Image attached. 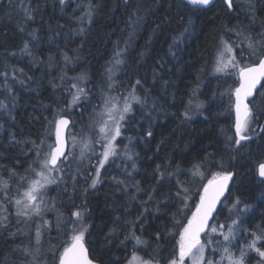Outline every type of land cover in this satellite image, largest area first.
<instances>
[{"label": "trees", "instance_id": "obj_1", "mask_svg": "<svg viewBox=\"0 0 264 264\" xmlns=\"http://www.w3.org/2000/svg\"><path fill=\"white\" fill-rule=\"evenodd\" d=\"M232 3L229 9L223 0H216L207 9L196 10L182 0H65L63 5L59 0H0V101L5 105L0 108V264H32L23 249L36 247V228L45 220L49 224L41 229L38 259L41 264H55L50 249L58 248V256L59 246L71 235L70 224L64 235L57 225L66 222L77 206L86 208L85 245L93 260L125 264L135 244L125 237L135 233L146 242L136 246L139 256L167 264L181 226L174 227L172 219L181 206L176 180L189 181L185 186L190 188L188 208L184 216L176 217L182 224L195 210L206 182L193 179L188 169L205 157L216 165L205 171L206 176L219 170L218 161L235 173L212 224L239 219L227 247L236 256L243 249L245 264H261L259 255L247 246L253 232H264V184L255 174L256 163L264 159V133L243 141L238 150L234 139L229 142L230 136L235 137L230 90L238 81L229 73L215 74L213 67L222 37L239 45L234 47L238 60H254L247 38L264 39V0ZM25 42L31 55L21 52ZM117 52L123 61L117 65V92H131L140 80L136 95L143 98L147 93V104L135 103L123 122L120 143L127 141L133 160L122 155L109 161L101 169L100 182L89 188L91 179L85 176H93L96 157L89 155L80 162L68 155L60 164L63 170L54 176L57 182L43 195L47 208L42 215H17L15 199L27 187L20 177L30 175L29 165L36 159L33 142H52L54 120L62 115L71 121L72 137L74 129L80 138L87 133ZM81 75L85 79L80 80ZM73 84L86 93L74 105L70 104L76 91ZM190 99L202 107L193 106L185 119ZM253 105L260 124L264 87L256 92ZM157 165L165 172L159 181ZM177 167L179 173L169 177L167 173H176ZM237 198L243 202L241 208L250 205L239 216L229 211Z\"/></svg>", "mask_w": 264, "mask_h": 264}, {"label": "snow or ice", "instance_id": "obj_2", "mask_svg": "<svg viewBox=\"0 0 264 264\" xmlns=\"http://www.w3.org/2000/svg\"><path fill=\"white\" fill-rule=\"evenodd\" d=\"M60 4L63 5L65 0H59ZM127 2V0H126ZM223 2L232 9V0H223ZM186 6H191L193 9H207L213 4V0H184ZM26 15L31 19L30 13L26 12ZM89 19H91V14L89 13ZM191 23V21H189ZM187 30V29H186ZM83 29H81V32ZM235 31L237 36L242 35L239 30ZM35 39V33H32ZM221 47L217 51L216 57V72L229 71L230 75H235L238 84L234 89L230 90V110H234L235 114V137H229V142L231 143L234 139V146L238 150L242 146L243 141H250L254 136H258L264 133V125L259 124V113L255 110L256 106L252 105V100L249 98H254V90L257 89V85L264 80V39L253 41L251 37L247 38V47L251 50V55L254 57L252 61L238 60L234 55V47L239 45L233 44V42L225 41L223 37L221 38ZM259 45V47H257ZM170 45V49H171ZM21 52H25L31 55L29 51V44L25 42ZM117 59L115 64L119 65L123 63L119 59L121 52H117ZM66 62H69L67 56L64 57ZM109 77L111 80L112 68L108 69ZM64 77L61 76V79ZM80 80L85 79L83 75L79 77ZM140 80H137L134 85H132V91L128 95L120 98L114 96H107L103 100L102 109L100 112L99 120L95 124L90 125V129L93 135L96 134V128L98 125V136L96 139H90L88 135L81 137L79 143L81 146L80 159L86 158V153L92 151L95 154L93 144H99L102 148L100 153L98 166L96 167L95 176H85V179H91V183L88 185L89 188H95L100 182L101 171L100 169L104 167L105 163L109 161L110 157H117L123 155L127 160H133V155L129 154L128 146L125 145V152L120 153L117 150V137L122 135V128L124 127V122L127 115L133 110V102L136 104L146 105L147 104V93L141 98L136 95V87L140 85ZM73 88L76 89L75 93L72 95L70 104L78 103L81 98H86V93L83 88L78 85L73 84ZM108 87L111 89L112 84L110 83ZM264 87V84L261 85ZM10 91V89H9ZM232 97H234V102H232ZM122 99L123 103H120ZM189 107H187L184 112L185 119L190 118L192 112V107L199 110L202 104L195 103L190 99L188 101ZM5 107L2 101H0V108ZM53 121H49L52 124ZM69 121L63 116L59 119L54 120L55 124V143H49L47 145V150H45V140L42 139L40 145H36L33 142V147L36 154V159L32 164L29 165L30 175L20 177V180L27 184V187L20 194V198L15 199V204L18 206L17 215L31 217L33 215L41 216L42 210L47 208V204L43 199V195L47 190V186L57 182L56 177L52 174L54 172H60L63 169L60 164L61 157L67 159L64 150V138L63 129L68 125ZM256 125L253 127V125ZM2 127V125H0ZM51 135V132H49ZM148 136L152 133L149 131ZM131 138H129L130 140ZM73 142L76 143L75 138ZM60 162V163H58ZM209 165V169H205V164ZM216 164L219 166V170L211 171L210 176L205 175V171L210 170L211 167H215L209 159L205 157V160L193 164L188 172L190 176L194 179L199 177L202 183L201 188L198 192L199 200L195 205V210L191 212L190 216H186V223H182L177 220L176 217L184 216V209L188 208L189 192L190 188L185 186L189 181H181L179 178L176 180L177 188L175 195L179 198L180 207L172 213V219L174 221V227L176 225H181L178 232V237L176 238V243L174 245L171 257L168 259V264H186V257L191 260L192 264H216L214 260H207L205 257V243L201 241V234L204 233L208 235L206 229L210 227L212 233H217L223 236L225 244L231 242L234 233V226L240 223L239 219H233L231 224H218L209 225V220L213 216L214 211L218 202H221V197H225V192L229 191V182L234 179L235 173L228 171L223 163V161H218ZM132 169H136L135 161L132 162ZM204 169V170H202ZM159 173L157 177L158 181L163 179L165 172L160 170V165H157L156 170ZM179 173V167H177V172H168L167 175L172 177ZM14 174V173H13ZM255 174L259 177V183L264 184V159L259 160L255 166ZM131 175V173H129ZM73 181L77 179L74 175L72 177ZM118 183H123V181H118ZM22 186V185H21ZM67 190V189H66ZM139 191V188H137ZM87 191V189H85ZM155 191V189H154ZM19 193V188H18ZM134 198V197H133ZM152 199L151 194L149 195V200ZM147 203V202H145ZM243 202L237 198L229 209L230 212L235 210L237 216L248 211L250 205L244 203L241 208L240 205ZM159 211V208H157ZM86 208L77 206L75 210L71 212V216L66 222L61 221L58 223V232L62 235L66 234L65 227L71 225L69 238L63 242L62 251H59V255H56V251L59 249H50L52 251V256L55 264H95L94 260L90 258L89 250L85 247V232L88 226L84 224ZM2 224V222H0ZM49 222L47 220L43 221L42 225H37L35 232V245L34 248L25 247L23 249L26 256L32 258V264H41L38 257L40 254V245L42 243V228L47 226ZM227 227L228 231L225 232L224 229ZM252 240L248 244V250L255 251L261 258V264H264V243H261L258 247V242H264V232L257 233L253 232ZM129 238L135 241L133 245V251L131 257L127 260V264H159L154 258L150 257L147 260L142 259L137 254L138 245L146 243L141 240L139 236L135 233H131L125 237L126 240ZM156 238L159 239V233L156 234ZM225 254L224 258L227 259L228 264H244L245 251L241 249L239 256H234L230 249L225 246L223 248Z\"/></svg>", "mask_w": 264, "mask_h": 264}, {"label": "rangeland", "instance_id": "obj_3", "mask_svg": "<svg viewBox=\"0 0 264 264\" xmlns=\"http://www.w3.org/2000/svg\"><path fill=\"white\" fill-rule=\"evenodd\" d=\"M221 47V46H220ZM234 55H235V53H234ZM216 57H217V54H216ZM216 57H215V62H214V67H213V69H214V73L215 74H218V75H225V74H228L229 73V71L230 70H227V71H225V72H216L215 71V68H216ZM116 60V59H115ZM115 60L112 62V65H111V67L110 68H112L113 69V72L111 73V76H112V79L111 80H109L108 79V77H109V72L107 73V87H106V89H105V91H104V94H103V96H102V101L100 102V104L98 105V108H96V110H95V114H94V116H93V119H92V122H90V124H89V128H88V130H87V133H84L83 134V136H85V135H88L89 136V138L90 139H96V136H98V125H97V128H96V134L95 135H93V133H92V131H91V129H90V125H92V124H95L96 123V121L97 120H99V113L100 112H102L103 111V109H102V104H103V100H104V98L105 97H107V96H114V97H120V98H122V97H124V96H126V95H128V93H126V92H122V93H119V92H117V89H116V86H114V84H115V76H116V73L118 72V69H117V64H115ZM112 84V88L110 89L109 87H108V85L109 84ZM116 89V90H115ZM120 103L122 104L123 103V101H122V99L120 100ZM135 104V102H133V105ZM131 113V112H130ZM58 119V118H57ZM123 123V122H122ZM122 131V130H121ZM79 134H81L80 132H79V130L78 129H74V135H73V137H72V135H71V128H70V126H69V128H68V131H67V140H68V152H67V154H66V156H67V159L66 160H68L69 159V156H75L72 160H74V161H77V159L81 162L82 160L80 159V151H81V146H80V143H79V141H80V137H79ZM54 135H55V124L53 125V131H52V142H48V141H46V143H45V145H46V150H47V145L49 144V143H51V144H54ZM82 135V134H81ZM83 136H81V137H83ZM121 137H122V135L120 136V137H117V141H116V143H117V150H118V152H120V153H123V152H125V145L127 144V141H124V142H122V143H120V139H121ZM73 138H75V140H76V143H74L73 142ZM93 148H94V151H95V154H93V152L92 151H89L88 153H86V158L89 156V155H94V157H96V159H97V162H96V167L98 166V161H99V157H100V153L102 152V148L100 147V145L99 144H93V146H92ZM69 155V156H68ZM120 156H122V155H119V156H117V157H110L109 158V161H111V160H115L116 158H118V157H120ZM77 158V159H76ZM63 160H65V159H63ZM62 160V161H63ZM84 160V159H83ZM109 161H107L105 164H107ZM79 162V163H80ZM66 164H68V162H66ZM61 166V165H60ZM61 168H63V167H61ZM102 169V168H101ZM101 169H100V171H101ZM95 173H96V168L93 170V176H95ZM59 174V172H54L52 175L53 176H56V175H58ZM218 224H223V223H214V224H211V225H218ZM224 231L225 232H227L228 231V229H227V227H225V229H224ZM207 233H208V235H205V234H203L202 236H201V241H202V243H205V257H206V259L207 260H214L215 262H216V264H228V262H227V259H225L224 258V256H225V254H224V252H223V248L225 247V246H227V244H225V242H224V240H223V236L222 235H220L219 234V231L217 232V233H212L211 231H210V227L207 229V231H206ZM234 256H236V255H234ZM131 257V256H130ZM129 257V258H130ZM141 257V256H140ZM215 257V258H214ZM128 258V259H129ZM142 258V257H141ZM143 259V258H142ZM145 260V259H144ZM125 264H127V261H126V263ZM168 264V263H167ZM186 264H192V262H191V260L190 259H188L187 257H186ZM245 264V263H244Z\"/></svg>", "mask_w": 264, "mask_h": 264}, {"label": "water", "instance_id": "obj_4", "mask_svg": "<svg viewBox=\"0 0 264 264\" xmlns=\"http://www.w3.org/2000/svg\"><path fill=\"white\" fill-rule=\"evenodd\" d=\"M182 1H184V0H182ZM216 0H213V3L215 2ZM263 81L264 80H262L261 81V83L260 84H258L257 85V89L256 90H254V95H255V93H256V91L261 87V85L263 84ZM249 99H252V98H249ZM233 100H234V97H233ZM234 102V101H233ZM234 111V110H233ZM65 119H67L68 121H69V123H68V125L63 129V138H64V150H65V155L67 154V152H68V140H67V131H68V128H69V126H70V123H71V121H70V119H69V117H67V116H65V115H62ZM60 117H58V119H59ZM234 122H235V114H234ZM261 124L262 125H264V119H263V121L261 122ZM234 128V127H233ZM234 132H235V128H234ZM260 135V134H259ZM254 137H257V136H254ZM253 137V138H254ZM54 143H55V135H54ZM64 159V157H61V160H63ZM59 163V162H58ZM231 182V181H230ZM230 182H229V186H230ZM227 192L228 191H226L225 192V196H226V194H227ZM225 197H221V202H222V200L224 199ZM221 202H218V204H217V206H216V210L214 211V213H213V216L210 218V220H209V224L211 223V221L213 220V217H214V215L216 214V212H217V210H218V208H219V206H220V204H221ZM207 230V229H206ZM203 234V233H202ZM201 234V235H202ZM85 247H86V245H85ZM87 248V247H86ZM94 262H95V264H100L99 262H97V261H95L94 260Z\"/></svg>", "mask_w": 264, "mask_h": 264}, {"label": "flooded vegetation", "instance_id": "obj_5", "mask_svg": "<svg viewBox=\"0 0 264 264\" xmlns=\"http://www.w3.org/2000/svg\"><path fill=\"white\" fill-rule=\"evenodd\" d=\"M263 83H264V81H263ZM261 88H262V87H260L259 89H261ZM259 89H258V90H259ZM258 90H257V91H258ZM212 222H213V220L211 221L210 226H211Z\"/></svg>", "mask_w": 264, "mask_h": 264}]
</instances>
